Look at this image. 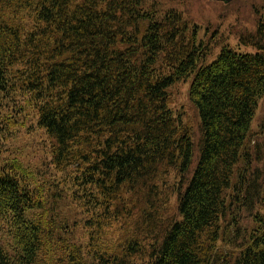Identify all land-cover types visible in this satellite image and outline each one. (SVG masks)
Segmentation results:
<instances>
[{
  "label": "trees",
  "instance_id": "obj_1",
  "mask_svg": "<svg viewBox=\"0 0 264 264\" xmlns=\"http://www.w3.org/2000/svg\"><path fill=\"white\" fill-rule=\"evenodd\" d=\"M163 6L0 0V264H264V169L246 145L264 23L238 35L255 51L205 63ZM189 75L197 143L170 92Z\"/></svg>",
  "mask_w": 264,
  "mask_h": 264
},
{
  "label": "rangeland",
  "instance_id": "obj_2",
  "mask_svg": "<svg viewBox=\"0 0 264 264\" xmlns=\"http://www.w3.org/2000/svg\"><path fill=\"white\" fill-rule=\"evenodd\" d=\"M163 7L179 9L192 23L189 32L196 30V41L204 44L207 49L205 63L211 62L219 50L229 46L240 52L255 51V47L239 43L238 35L243 32H254L260 22L264 23V0H233L229 3L216 0H161ZM259 37V36H258ZM262 38H259L261 40ZM193 75L175 83L171 88L172 106L181 115V120L188 127L194 143L199 137V115L195 106L188 99V88ZM23 132L19 133L20 145L25 144ZM246 145L251 148L253 166L264 169V96L258 102L250 123V134ZM256 147V150H253ZM26 150H24L25 152ZM242 166V164H239ZM194 164H192L193 169ZM190 176V175H188ZM229 190L228 192H231ZM172 211H175V198L171 200ZM254 226L251 218L240 215L239 225ZM230 238H227L226 243ZM225 241V240H224ZM226 245H223V247Z\"/></svg>",
  "mask_w": 264,
  "mask_h": 264
},
{
  "label": "water",
  "instance_id": "obj_3",
  "mask_svg": "<svg viewBox=\"0 0 264 264\" xmlns=\"http://www.w3.org/2000/svg\"><path fill=\"white\" fill-rule=\"evenodd\" d=\"M216 1H223V3H229V2H231L233 0H216Z\"/></svg>",
  "mask_w": 264,
  "mask_h": 264
}]
</instances>
